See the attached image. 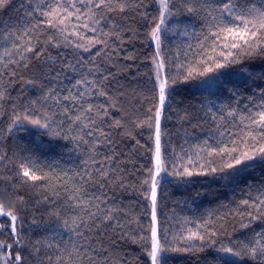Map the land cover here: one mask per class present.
<instances>
[{"label":"snow or ice","instance_id":"1","mask_svg":"<svg viewBox=\"0 0 264 264\" xmlns=\"http://www.w3.org/2000/svg\"><path fill=\"white\" fill-rule=\"evenodd\" d=\"M155 2L157 15L150 16L142 11L146 7L143 0H24L18 9L22 12L19 26L0 22V65L6 70L11 66L9 76L17 78L16 69H27L37 62L40 77L25 83L42 93L38 100L30 101L23 114L13 117L8 131L27 123L68 141L73 144L70 151H82L87 157L81 166L69 170L71 174L38 175L40 169L35 165H20L22 183L41 187L39 182H44L48 195L43 196V202L51 205L47 215L49 226L54 227L48 238L26 239L20 215L27 203L24 197L0 200V217L7 218V223H0V234H9L8 239H0V264H30L28 257L35 264H130L117 255L121 241L139 246L150 264H166L169 253L193 251L194 241L201 242L196 251L215 253L208 264H264V230L253 231L242 241L224 242L209 218L169 239L167 221L161 220L160 191L166 175L184 180L218 172L230 174L249 162L264 161V90L259 103H254L255 111L243 113L225 105L221 110L224 115L209 107L213 135L193 146L194 156L184 147L187 139L178 152L162 129V121L170 119L166 112L171 110L179 84L207 78L204 85L216 87L221 69L240 63L242 56L253 58L264 53V0H181L179 9L175 0ZM9 3L0 0V10ZM128 13L151 22L145 38L154 43L155 50L151 57H145L152 67L143 73L151 82L149 94L121 81V77L136 79L128 77L132 65L119 62L138 59L131 53L121 56L124 44L131 42L125 40L126 34L136 35L135 29L119 22ZM184 13L203 23L199 51L185 53L186 58L193 57L188 63H174L162 54L163 34L169 30L175 33L176 28H168V21ZM183 34L191 35L186 27ZM12 82L9 79L8 83ZM228 91L235 96L238 89ZM6 98L4 88L0 101ZM37 104L39 108L31 107ZM244 107L248 109V105ZM114 113H119V118ZM193 119L196 117L187 110L179 117L182 124ZM191 126L201 127L199 122ZM138 130L149 133L144 144L137 139L142 134ZM117 136L134 141L130 151L144 149L149 154L148 166L140 169V177L121 167L125 153L117 151ZM5 158L6 154L0 155V161ZM185 158L186 163H179ZM130 191L146 202L145 223L133 215L131 206L123 204V195ZM240 206L245 209L244 213L236 210L242 229L264 220V190L255 198L242 199ZM32 223H37L35 218ZM191 223L184 220L185 225ZM131 224L136 227L129 231Z\"/></svg>","mask_w":264,"mask_h":264},{"label":"trees","instance_id":"2","mask_svg":"<svg viewBox=\"0 0 264 264\" xmlns=\"http://www.w3.org/2000/svg\"><path fill=\"white\" fill-rule=\"evenodd\" d=\"M134 2L135 0H133ZM255 2L259 3V0H255ZM21 3H24V0H10L8 6L0 10V22L19 26L22 21V12L18 11ZM143 3L146 7L142 11L148 12L150 16L157 15L155 0H143ZM175 3L178 9L182 7L181 0H175ZM174 18L172 28H176V32L171 31V35L163 40L162 54L174 63H188L193 57L189 55L186 58L185 53L199 51L198 39L203 23L187 13ZM119 22L135 29L136 32L135 38H133L132 32L126 34L125 40L131 42L124 44L121 56L131 53L138 57L135 61L123 59L119 61L120 64L132 65V69L128 73L129 78L136 76L135 80L121 77V81L125 84L131 83L132 87L149 94L151 82L143 73L149 72L152 67L150 59L145 57H151L155 50L153 43L146 41L145 38V33L151 27V22L142 20L135 13H128L121 17ZM185 27L191 35L183 34ZM177 53H179L178 56ZM10 70L11 66L6 70L0 65V72L3 73V76L0 77V90L7 88V98L0 101V155L6 154L5 160L0 161V200L6 202L17 195L24 197L27 203L20 212L24 224L23 235L26 239L35 242L52 235L51 227L54 225L49 226L47 215V211L51 210V205L43 202V196L48 195L43 190L44 182H39L41 187H33L31 182L22 183L19 175L20 165L26 164L30 167L35 165L40 169L37 171L38 175L62 174L63 171L81 166L87 157L82 154V151H70L73 144L68 141L53 136L45 129L27 123L8 131L12 125L13 117L23 114L30 107V101L38 100L42 95L38 87L25 83L28 79L40 77V66L37 62L27 69H16L17 78L9 76ZM262 74H264V53L258 52L253 58L242 56L240 63L221 69L217 74L220 83L212 91L199 88V83L204 78H196L188 83L179 84L173 92L171 110L166 112V116L170 119L162 121V129L168 133L165 139L170 140L172 145L177 147L178 152L180 145H184V140L187 139V144L184 147L194 156L193 146L201 143L209 135H213L210 129L214 125L209 120L210 114L207 109L211 107L213 113L224 115L226 112L221 110L225 105H231L243 113L249 109L255 111L254 103H259L261 90H264ZM9 79L13 80L11 84L8 83ZM229 88L238 89L237 95H232L228 91ZM248 97L252 99L250 100ZM141 102H144L142 98ZM133 103L137 108L140 107L136 101ZM245 105H248V109H245ZM39 106L37 104L31 107L39 108ZM125 106L128 107L127 101H125ZM185 110L191 112L196 119L190 123L182 124L179 117ZM114 115L119 118L120 114L114 113ZM228 119L231 120V118ZM198 122L201 127L193 128L191 126ZM229 127L232 131H237L231 124ZM56 130L59 131V129ZM138 131L142 134L137 135V139L144 144L149 133L147 130ZM116 139L118 141L117 151L125 153L121 157V167H126L129 173L134 172L136 177H140V169L148 166L149 154L144 152V149H139L137 152L130 151L134 141L124 140L119 136ZM169 159L173 158L170 156ZM186 159L179 163H186ZM203 162V160L200 161V163ZM217 162L219 163V161ZM195 170L200 171L199 168ZM69 174H71L70 171ZM129 179L134 181L135 177L130 176ZM259 190H264V161L260 159L249 162L242 169L230 174L218 172L207 176H192L184 180L166 175L161 181V220L167 221L170 230L169 239L178 235L185 227L194 228L196 224L203 223L210 218L212 227L220 230L218 233L220 240L224 242L228 240L242 241L248 238L253 231L264 230V220H257L249 228L242 229L240 227L241 219L236 211L239 209V212L244 213L245 209L240 206V201L250 197L255 198ZM122 200L125 206H131L134 216L138 217L142 223L146 222L147 217L143 216L146 202L131 191L124 194ZM17 207L20 206L17 205ZM33 218L37 223H32ZM185 219L194 223L185 225ZM243 222L247 223L248 221L245 219ZM0 223H7V218L0 217ZM135 227L134 224L129 225V231ZM8 236L9 234L5 232L0 234V239H8ZM9 242L11 241L9 240ZM200 243L194 241V249L190 252L169 253L166 264H208L215 253L211 250L196 251L200 247ZM22 255L27 256V252H22ZM117 255L125 257L130 261V264H150L139 246L128 242H120ZM28 259L30 264H35L31 257ZM242 264H251V262H242Z\"/></svg>","mask_w":264,"mask_h":264},{"label":"rangeland","instance_id":"3","mask_svg":"<svg viewBox=\"0 0 264 264\" xmlns=\"http://www.w3.org/2000/svg\"><path fill=\"white\" fill-rule=\"evenodd\" d=\"M174 20H175V18H172L171 20H169L168 21V28L169 29H172V26H173V23H174ZM171 35V31L169 30V31H165L164 32V34H163V40L164 39H167L169 36ZM153 45H154V43H153ZM155 46V45H154ZM218 78V77H217ZM205 79H207V78H204L202 81H200V83H199V88L201 89H207V90H214L216 87H213V88H207L205 85H204V83H203V81L205 80ZM219 80V83H220V79H218ZM165 178V177H164Z\"/></svg>","mask_w":264,"mask_h":264}]
</instances>
